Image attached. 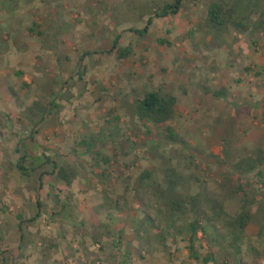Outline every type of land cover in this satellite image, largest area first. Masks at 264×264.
<instances>
[{
	"label": "rangeland",
	"instance_id": "374dc122",
	"mask_svg": "<svg viewBox=\"0 0 264 264\" xmlns=\"http://www.w3.org/2000/svg\"><path fill=\"white\" fill-rule=\"evenodd\" d=\"M216 1L157 19L172 0H0V264H67L71 251L76 264H264V6L248 31L219 32L206 24ZM152 91L177 100L165 125L135 112ZM26 151L29 169L45 154L78 178L40 181L51 166L23 178Z\"/></svg>",
	"mask_w": 264,
	"mask_h": 264
},
{
	"label": "trees",
	"instance_id": "16d2710c",
	"mask_svg": "<svg viewBox=\"0 0 264 264\" xmlns=\"http://www.w3.org/2000/svg\"><path fill=\"white\" fill-rule=\"evenodd\" d=\"M183 0H172L171 3L163 4V7L154 10L153 15L157 19H165L171 16H176L182 9ZM262 6H264V0H218L211 4L208 16L206 20V24L211 29L217 30L219 32L227 29L228 27H232L239 32H246L249 30V27L246 24V21L250 22V18H254L257 16L262 17ZM153 23V18H150L147 22L146 27L143 31H134L140 37H144L147 35L149 28ZM33 31V30H31ZM119 37L114 41L111 51L117 52L119 58L126 59L130 56V49H120L118 46ZM162 45H168L169 43L166 41L159 42ZM219 94H214V97H218ZM136 108L135 112L137 113L140 120H145L150 122L153 125L162 126L166 123L170 122L175 116L177 100L173 96H161L157 92H148L144 95L142 100H138L135 103ZM45 114V108L38 102L33 103V105L29 109V119L30 123L35 127H38L41 122V115ZM37 120V121H36ZM166 137L167 139L174 143L179 144V138L177 133L171 128H166ZM181 145L185 146L186 144L181 141ZM88 152L91 151L89 148ZM17 153H20V145L16 149ZM28 152L26 151L24 156L20 157L19 162L15 165V169L20 173V175L24 178H29L31 173L37 172L43 169L46 166H51L52 172L50 174H46L43 172L40 176V181L44 176L54 177L56 181L63 183L66 187H70L78 178V171L75 167L71 165L59 166L57 165L51 158L42 155L37 159L36 164L33 168L26 167ZM104 164H108L107 160H103ZM255 166H252L250 170H254ZM150 177L148 172L142 174L141 179L146 180ZM38 205V209H40L41 205ZM182 208L179 200L172 203V212L177 213ZM39 217L36 216L32 221H35ZM19 220H22V217L19 216ZM250 220V216L245 214L240 216L236 221L235 225L239 227L240 230H244ZM19 229L21 230V225H19ZM204 231L200 222H194L189 224L188 226V251H189V260L199 261L201 258L198 252L195 249V241L198 234V231ZM234 241H239V238H236ZM234 243V242H233ZM213 256L209 258L202 259L203 264L215 263Z\"/></svg>",
	"mask_w": 264,
	"mask_h": 264
},
{
	"label": "crops",
	"instance_id": "0c3cea01",
	"mask_svg": "<svg viewBox=\"0 0 264 264\" xmlns=\"http://www.w3.org/2000/svg\"><path fill=\"white\" fill-rule=\"evenodd\" d=\"M31 34L33 35V31H31ZM35 34V33H34ZM18 53V52H17ZM15 57H16V55H15ZM24 178V177H23ZM83 191V190H82ZM62 208H64V209H67V208H65V206H63V204H62ZM72 210V209H71ZM72 211H75V210H72ZM66 215V216H65ZM65 216V220H67V219H70V223L73 225L74 224V215H72L71 216V214H70V212H66V214H63L62 215V218ZM83 217H85V216H83ZM102 223V222H101ZM99 225H102V224H99ZM107 224H105L103 227H105ZM76 226V225H75ZM75 226L73 227V229L75 228ZM79 226H81V227H84V225L82 224V223H80L79 224ZM99 228V227H98ZM18 230V229H17ZM62 244V243H61ZM48 246V244H45V247L43 248V250L41 251V254L42 253H46V247ZM57 247L59 248V250H60V245H58L57 244ZM48 249L50 250V252H49V255L51 256V257H49V256H44V259H47V260H52V259H54L55 258V256H54V251H55V245H53V244H50V246L48 247ZM74 252L73 251H71L70 253H69V255H68V260L66 261L67 262V264H76L75 263V261L77 260V258H74L73 256L74 255H72ZM76 257H77V254L75 255ZM57 259L58 260H60L61 259V257L59 256V255H57ZM214 260H215V258H213ZM63 260H65V258L63 259L62 258V261ZM54 261H56V259H54Z\"/></svg>",
	"mask_w": 264,
	"mask_h": 264
}]
</instances>
